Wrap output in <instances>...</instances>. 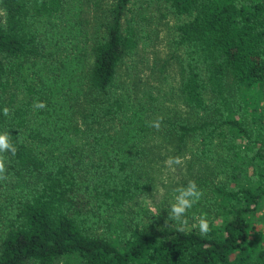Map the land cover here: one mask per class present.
I'll use <instances>...</instances> for the list:
<instances>
[{"label": "trees", "instance_id": "1", "mask_svg": "<svg viewBox=\"0 0 264 264\" xmlns=\"http://www.w3.org/2000/svg\"><path fill=\"white\" fill-rule=\"evenodd\" d=\"M70 1L0 0V133L9 132L17 149L15 156L0 154L7 170L0 180V264H264V230L254 228L263 223L264 209V0H153L175 18L177 97L188 110L187 117L161 122L157 136L179 151L192 147L203 166L214 163V175L195 181L203 195L186 213L184 232L168 219V206L147 217L134 213L116 238L97 234L94 212L121 208L150 188L135 164L151 158L143 138L149 131L141 118L145 103H128L133 89L131 96L112 94L120 62L139 42L134 24L124 20L134 0H109L100 9L101 28L84 45L90 64L82 75L91 97L80 124L63 129L33 107L31 96L14 106L9 91L10 79L27 71L29 94L42 102L43 88L48 98L53 85L65 84L64 76L83 65L71 54L72 41L64 37L62 46L54 40ZM41 22L44 34L52 33L47 50ZM69 60L73 64L66 66ZM124 100L128 130L121 129ZM114 118L118 132L127 134L121 140L132 147L128 155L110 153L121 142L95 134ZM87 139L98 148L92 162L85 156ZM201 214L210 224L204 237L191 228Z\"/></svg>", "mask_w": 264, "mask_h": 264}, {"label": "rangeland", "instance_id": "2", "mask_svg": "<svg viewBox=\"0 0 264 264\" xmlns=\"http://www.w3.org/2000/svg\"><path fill=\"white\" fill-rule=\"evenodd\" d=\"M134 1L130 4L132 10L126 14L124 20H129L134 24L136 32L139 34V42L135 50L120 62L116 74V87L112 94H121V96L128 94L131 96L132 94L128 91L132 89L136 91L135 98L128 101V103L137 106L136 99L143 101L145 103V110L141 106V118L147 122H151L158 117L162 118L161 122H172L179 117H187L188 110L180 103L177 97L181 57L179 49L173 43L175 18L166 12L164 5L160 2L159 5H156L153 3V0ZM108 2L109 0H72L65 7V10H63L66 17L63 16L61 22H57V24H60L56 34H54L55 42H59L64 46L62 39L64 37L68 38L73 42V46H75L74 53L71 52L73 58H77V61L83 60L81 62L83 65L79 69L69 73V75L71 74L69 77L68 75L64 76V80H68L65 84L59 81L58 83L60 84H57L56 87L55 85L51 87V96L48 97L51 103L47 98V94H49L48 87L43 88V97L40 95L42 102L46 104V109H43L42 112L49 114L46 118L55 121L56 125L60 124L63 129L71 130V125L80 124L78 121L79 114L88 108L89 103L87 101L91 97V94L86 90L82 74L90 64V57L83 54V48L89 36L91 37L92 33L96 34L97 30L101 28L99 26L101 19L99 17L101 15L100 9H104ZM147 2L151 3L146 4ZM2 14L3 12L0 9V19L2 18ZM162 14H164L163 17H161ZM125 21L123 22L125 23ZM42 23L38 24V28L40 29V37L43 40L45 38L48 40V42L44 41L46 43L45 49L47 50L52 33L50 32V34L45 35ZM55 42H53L54 45H56ZM45 60L50 65V59L46 58ZM63 63L69 66V64H73V61L69 60ZM31 77L27 71H24L10 79L9 91L13 93V96L16 98L14 100L17 101L13 103L14 106L29 100L28 96H31L32 101L37 102L34 100L35 96L29 94L27 89V86L33 82ZM34 83L37 86L36 81ZM37 89L38 87L36 88V92ZM126 102L124 100L125 104ZM52 114L55 115L52 116ZM125 114L126 119L122 118L124 122V126L121 127L122 130H128V124L130 123V110L127 104L125 106ZM32 119L35 120L36 116L34 115ZM118 121V118H114L112 121L103 122L96 129L95 134L102 136H108L109 134L111 140L116 138L118 142H121V146L118 145L120 148H114L110 153L123 150L122 152L128 155L133 150L131 146L124 144L121 140L127 134L118 132L120 131L118 130ZM48 124L51 125L52 123L48 120ZM146 124L148 125V123ZM148 128V135L146 137L143 136V138L151 158L149 160L138 159L135 164L138 165L139 162V166L137 167L144 169L143 172L150 178V188L145 193L137 195L121 208L107 209L106 211H102V214L94 212L97 218V229L95 231L98 235L116 238L117 235L123 232L121 230H124L128 226L125 219L133 223L132 217L135 216L134 213L140 214V217H147L156 214L157 210L164 211L174 200V196L176 195L174 192L175 188L187 185L189 180L196 181L201 177H204L205 180L213 179V162H209L206 166H203L192 147H187L185 150L182 148L179 151L175 149V146L169 145L168 141L160 140L156 129L149 126ZM55 130L57 129L54 128L48 133L53 137ZM85 140L84 138L80 139L78 144L81 146V143ZM132 143L133 141L129 144L131 145ZM139 145L138 143L136 146ZM166 147L171 150L165 151ZM162 151L165 153L164 155H162ZM97 152V146L92 147L90 141L87 139L85 156L90 158L89 160L92 162ZM168 157H180L183 160V164L176 166L175 172L168 171L165 169L164 164H161ZM202 167L205 168L204 172L201 170ZM201 174L204 175L200 176ZM3 203L4 199L0 196V213L2 212ZM0 217H2L1 214ZM261 217L263 223L254 227L260 231L264 230V209L261 212ZM2 230L3 225L1 222L0 233Z\"/></svg>", "mask_w": 264, "mask_h": 264}, {"label": "clouds", "instance_id": "3", "mask_svg": "<svg viewBox=\"0 0 264 264\" xmlns=\"http://www.w3.org/2000/svg\"><path fill=\"white\" fill-rule=\"evenodd\" d=\"M33 107L36 110H42L46 107L44 102H34ZM3 114L7 116L9 114V109L5 107L3 109ZM162 118H157L151 122H148L149 127L159 130ZM16 147L10 142L9 132L0 133V154L9 153L12 156L16 154ZM165 169L171 172H175L176 166L183 164V160L180 157H168L163 161ZM6 167L5 158L0 155V180L6 179ZM176 195L174 196L173 202L169 205V216L168 219L177 222V231L184 232L189 228L188 218L186 213L189 209L193 207L194 204L198 203L203 195L202 190H200L195 181L189 180L186 186H179L174 189ZM155 211V210H153ZM195 221L191 228L198 229L199 234L204 237L210 232V224L206 214H201L200 216H193Z\"/></svg>", "mask_w": 264, "mask_h": 264}]
</instances>
